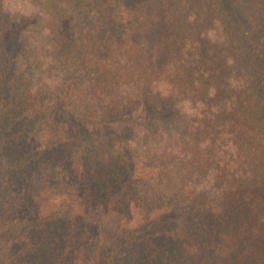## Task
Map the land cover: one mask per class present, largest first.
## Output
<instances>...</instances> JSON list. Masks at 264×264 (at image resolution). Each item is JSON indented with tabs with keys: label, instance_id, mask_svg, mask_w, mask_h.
<instances>
[{
	"label": "trees",
	"instance_id": "16d2710c",
	"mask_svg": "<svg viewBox=\"0 0 264 264\" xmlns=\"http://www.w3.org/2000/svg\"><path fill=\"white\" fill-rule=\"evenodd\" d=\"M0 264H264V0H0Z\"/></svg>",
	"mask_w": 264,
	"mask_h": 264
},
{
	"label": "rangeland",
	"instance_id": "374dc122",
	"mask_svg": "<svg viewBox=\"0 0 264 264\" xmlns=\"http://www.w3.org/2000/svg\"><path fill=\"white\" fill-rule=\"evenodd\" d=\"M122 261H121V259H119V263H121Z\"/></svg>",
	"mask_w": 264,
	"mask_h": 264
}]
</instances>
